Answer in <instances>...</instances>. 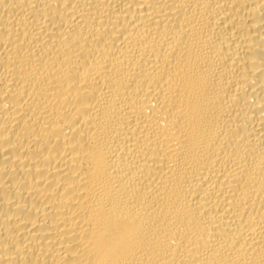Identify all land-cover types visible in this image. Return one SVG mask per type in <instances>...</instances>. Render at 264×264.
Wrapping results in <instances>:
<instances>
[{
	"label": "bare ground",
	"instance_id": "6f19581e",
	"mask_svg": "<svg viewBox=\"0 0 264 264\" xmlns=\"http://www.w3.org/2000/svg\"><path fill=\"white\" fill-rule=\"evenodd\" d=\"M0 264H264V0H0Z\"/></svg>",
	"mask_w": 264,
	"mask_h": 264
}]
</instances>
